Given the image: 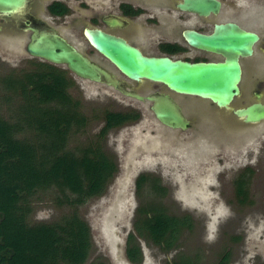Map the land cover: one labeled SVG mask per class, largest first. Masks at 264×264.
<instances>
[{"label":"rangeland","instance_id":"374dc122","mask_svg":"<svg viewBox=\"0 0 264 264\" xmlns=\"http://www.w3.org/2000/svg\"><path fill=\"white\" fill-rule=\"evenodd\" d=\"M62 1L75 13L66 24L53 23L86 51L81 24L96 14L112 11L115 0ZM222 1L224 11H233L238 20L250 19L247 25L252 28L264 29V0ZM11 52L0 50V120L12 127L15 140L27 143L18 156L23 160L30 157L29 165H33L32 161L46 151L77 159L87 154L104 156L113 167L100 193L82 198L80 204L75 203L80 195L66 187L53 184L34 189L26 198L29 225L57 224L71 214L79 217L87 224L92 243L85 264L94 260L106 264H173L177 255L198 259V264H216L226 253L230 254L228 264H264V125L244 131L238 125L241 119L229 112L215 114L214 118L213 113L195 115L188 110L192 126L186 131L171 130L154 119L148 103L140 104L107 86L76 78L62 67L43 65L33 71L32 65L27 67L23 62L26 57ZM44 73L60 74L68 81L67 102L38 101L32 91L45 83L36 76ZM34 109L55 111L53 115L51 112L52 119L71 117L67 128L62 127L67 131L64 141H58L55 148L41 144ZM126 109L138 111V119L99 139L104 113ZM12 161H8L14 163L10 169L4 166L6 159L0 162L1 178H6L5 167L10 180L20 182L16 179L20 174L14 170L17 162ZM142 175L148 180L138 190L137 181ZM155 177L165 188L164 197L150 188ZM240 178L247 181L245 203L236 197V181ZM149 203L160 205L169 215H187L193 222L191 230L180 233L171 251H163L133 232L137 210ZM132 233L141 254L137 263L126 255L127 239Z\"/></svg>","mask_w":264,"mask_h":264},{"label":"trees","instance_id":"16d2710c","mask_svg":"<svg viewBox=\"0 0 264 264\" xmlns=\"http://www.w3.org/2000/svg\"><path fill=\"white\" fill-rule=\"evenodd\" d=\"M67 8L57 4L52 9L53 14L63 15ZM42 77L45 83L39 87H33V93L38 95L40 103L59 102L65 103L69 100L67 90L70 87L60 74H36ZM49 77V80H45ZM38 85V84H37ZM32 96H28V98ZM29 103V100L27 101ZM55 111L33 110V114L39 118L36 131L42 139L43 145H53L55 148L59 142H63L67 134V128L71 117L61 116L52 119ZM58 113V111H56ZM64 113V112H63ZM134 113H104V126L99 134V139L104 138L108 130L120 127L125 123L135 120ZM52 119V120H51ZM81 123V121H79ZM83 122V121H82ZM52 123V124H51ZM51 124V125H50ZM27 143L19 142L13 138L12 127L0 120V162L6 159V168L17 162L14 170L20 176V182L10 180L9 170H5V179L0 175V264H85L92 243L87 224L76 217H63L57 224L49 226L45 224H31L27 222L29 207L27 199L34 189L57 185L66 187L80 196L75 200L76 204L81 199L100 193L105 180L112 176V163L103 156L93 157L84 154L81 158L68 155H54L46 151L33 165H29L30 157L24 160L18 156V151L26 149ZM51 148V146H50ZM52 148V151H53ZM43 149V148H42ZM45 154H47L46 157ZM17 160H14V159ZM32 160V157H31ZM11 164V165H10ZM80 169L82 173L80 174ZM148 180V179H147ZM145 176H140L137 181V189L147 181ZM150 182V188L159 197H164L165 188L159 183L158 178ZM236 197L240 203H245L248 193L245 189L246 179L240 178L236 181ZM70 208V206L68 205ZM193 222L187 215L178 217L169 215L166 209L160 205L149 203L137 210L134 219L133 232L139 238L150 241L163 251H171L178 243V237L184 230H191ZM126 255L131 262L140 260V250L136 243V237L129 235L127 239ZM230 254H223L216 264H228ZM198 259L188 256L177 255L173 264H198ZM89 264H106L101 260H94Z\"/></svg>","mask_w":264,"mask_h":264},{"label":"water","instance_id":"95a60500","mask_svg":"<svg viewBox=\"0 0 264 264\" xmlns=\"http://www.w3.org/2000/svg\"><path fill=\"white\" fill-rule=\"evenodd\" d=\"M23 5V0H0V13L13 15ZM220 8L218 0H182L177 3L180 11L199 16L216 14ZM107 24L118 26L116 21ZM25 30L31 32L24 50L30 57L62 66L81 80L107 86L125 97L151 101V110L162 125L171 130H188L189 119L172 98L166 94L146 98L140 96L122 78L71 44L61 29L54 28L44 20H37L36 26H26ZM85 37L99 55L130 81L159 83L176 94L212 105L216 110L214 118L215 114L227 115L229 112L241 119L238 125L244 131L264 125V104L234 107V102L240 96L242 78L239 59L252 54V46L258 41L254 33L231 23L216 25L210 35L185 32L190 47L222 56L224 61L218 63H190L168 57H148L126 38L92 26L85 31Z\"/></svg>","mask_w":264,"mask_h":264},{"label":"flooded vegetation","instance_id":"af4514ba","mask_svg":"<svg viewBox=\"0 0 264 264\" xmlns=\"http://www.w3.org/2000/svg\"><path fill=\"white\" fill-rule=\"evenodd\" d=\"M181 1L182 0H115L112 11L96 14L94 17L88 18V22H85L86 24H81V37H83L88 46L86 51L82 50L65 35L64 36L71 44L78 47V49L82 50L85 54H88L93 60L122 78L125 83L131 86L140 96L146 98L157 94L168 95L182 108L187 119H189V128L193 124V119L188 116V110H191L195 115L204 113L210 116L211 113L214 114L216 112L214 109L215 107L212 105L208 106L207 103H199L191 97L176 94L159 83L148 81L133 82L128 80L89 45L85 37V31L92 26L104 32L124 37L132 46L137 47L148 57H168L171 60H182L190 63H218L224 61L222 56L190 47L186 42L185 32L194 31L200 34L210 35L213 33L216 25L234 24L240 29L258 36V41L252 46V54L248 57H240L239 59L242 78L240 83V96L234 102V107H245L253 103L264 104V29L257 30L252 28L247 25L250 19L245 21L247 18L244 17V20H238L233 16V11H224L222 0H218L221 3V8L218 13H210L207 16H199L194 13L180 11L177 9V3ZM23 2L24 5L16 10L13 15L0 13V50L4 48L7 51H13L15 54L23 55L26 57V59H24L26 61L23 62L26 63V66L27 64L32 65L33 71L40 70V67L43 65L62 67L50 64L38 58L30 57L24 51L31 34L30 31L25 29L26 26H36L37 20H44L49 25L59 29L53 21H64L62 24H66L68 23L66 21L67 18H69L72 13H75V10L62 0H23ZM57 4L66 7L68 9L67 12L63 15L53 14L52 9H56ZM103 9H105V7ZM111 21H116L118 26H109L107 23ZM69 23L72 24L73 22L69 21ZM13 52L11 53L14 54ZM20 59H18V61ZM18 63H22V60ZM70 74L73 75L72 73ZM112 90L120 96L122 95L114 89ZM125 98L140 104L144 102L148 103L149 110L154 119L162 125L155 118L151 110V101H147L146 99L140 101L129 97ZM203 104L207 106H203ZM126 110L127 111L109 112L118 114L134 113L137 115L136 119H138V111L133 109ZM120 127L111 128L110 130Z\"/></svg>","mask_w":264,"mask_h":264}]
</instances>
